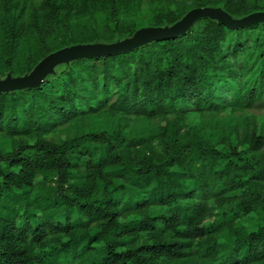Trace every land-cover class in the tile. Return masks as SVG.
Returning <instances> with one entry per match:
<instances>
[{
	"label": "trees",
	"instance_id": "obj_1",
	"mask_svg": "<svg viewBox=\"0 0 264 264\" xmlns=\"http://www.w3.org/2000/svg\"><path fill=\"white\" fill-rule=\"evenodd\" d=\"M201 9L264 0H0V81ZM140 42L0 93V264H264V19Z\"/></svg>",
	"mask_w": 264,
	"mask_h": 264
},
{
	"label": "water",
	"instance_id": "obj_2",
	"mask_svg": "<svg viewBox=\"0 0 264 264\" xmlns=\"http://www.w3.org/2000/svg\"><path fill=\"white\" fill-rule=\"evenodd\" d=\"M207 13H216L222 18V16L218 13V11L214 9H201L197 13H195L192 17H190L184 25L176 28L174 31H168L167 33H159L151 30L143 29L138 31L132 40L127 41L126 43L118 44V45H109V46H77L73 48H67L61 51H58L45 60H43L34 71L26 77L23 78H14L7 79L4 81H0V93L1 92H10L15 90L24 89L26 87L34 86L39 84L42 80V75L45 71L53 64L55 61L60 60L62 58H66L69 56H77L79 54H88L91 55L93 53H106V52H122L133 49L138 42L143 38H151V39H169L174 38L185 32L188 26L194 23L197 19L201 18L203 15ZM251 17H260L264 19V16L252 15L247 17L244 21L239 23L238 25H229L226 21L222 20L228 26H232V28H237L243 26ZM87 56V55H86ZM85 57V56H84ZM80 58V57H79Z\"/></svg>",
	"mask_w": 264,
	"mask_h": 264
},
{
	"label": "rangeland",
	"instance_id": "obj_3",
	"mask_svg": "<svg viewBox=\"0 0 264 264\" xmlns=\"http://www.w3.org/2000/svg\"><path fill=\"white\" fill-rule=\"evenodd\" d=\"M219 13V12H218ZM220 14V13H219ZM206 15V14H205ZM207 15H211V16H213L215 19H217V20H219V21H222V20H224V21H226L229 25H234L233 23L231 24L225 17H223L221 14V16H222V18H220V16L218 15V14H216V13H207ZM193 16V15H192ZM191 16V17H192ZM186 22V21H185ZM185 22L184 23H182V25H184L185 24ZM181 25V26H182ZM193 25V23L192 24H190L189 26H188V28H190L191 26ZM230 27H232V26H230ZM187 28V29H188ZM170 31H174V29L173 30H171L170 29ZM130 40H132V39H130ZM119 44H121V43H119ZM138 44H141V42H138ZM118 45V44H117ZM96 46H109V45H103V44H99V45H96ZM99 53V52H98ZM93 54H97V53H93ZM100 54H103V53H100ZM86 55H88V54H79V55H77V56H69V57H66V58H62V59H60V60H57V61H55L53 64H51V66L45 71V73L42 75V80H41V82H44L45 80H47V79H51V78H54V77H56V76H58L59 74H60V72H62L71 62H73L74 60H76L77 58H79V57H84V56H86ZM258 112V111H257ZM259 116H261V123H260V128H261V130L262 131H264V111H259L258 113H257ZM189 120L191 121V122H198V117L195 115V114H190V116H189ZM130 219H132V217L131 218H129V220ZM261 225V223L260 222H258L257 220L256 221H251V223H250V229H256V228H258L259 226Z\"/></svg>",
	"mask_w": 264,
	"mask_h": 264
}]
</instances>
